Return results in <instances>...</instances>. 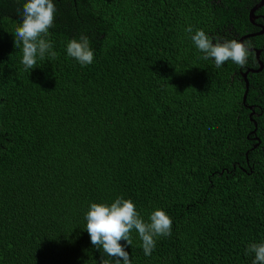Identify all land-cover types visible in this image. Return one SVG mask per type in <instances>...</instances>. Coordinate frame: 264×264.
Wrapping results in <instances>:
<instances>
[{
	"label": "trees",
	"instance_id": "16d2710c",
	"mask_svg": "<svg viewBox=\"0 0 264 264\" xmlns=\"http://www.w3.org/2000/svg\"><path fill=\"white\" fill-rule=\"evenodd\" d=\"M257 1L53 0L56 58L26 70L14 42L26 0H0V264H115L85 214L117 197L172 221L150 256L131 233V264H252L248 245L264 241V33L241 39L262 64L244 102L253 51L217 68L191 35L258 32ZM255 13L264 24V4ZM82 34L94 51L84 66L66 53Z\"/></svg>",
	"mask_w": 264,
	"mask_h": 264
},
{
	"label": "clouds",
	"instance_id": "9594fccd",
	"mask_svg": "<svg viewBox=\"0 0 264 264\" xmlns=\"http://www.w3.org/2000/svg\"><path fill=\"white\" fill-rule=\"evenodd\" d=\"M55 13L53 0H26L23 4L22 20L15 29L14 42L22 44L21 63L26 70L35 68L37 58L43 60L46 54H50L53 59L56 58L51 41L46 39L49 29L53 27ZM186 32L193 33L192 27H187ZM191 40L204 54L205 59L214 60L217 68L229 60L243 67L251 54L248 42L212 37L203 29L196 30L191 35ZM66 53L82 66L93 62L94 51L86 35L82 34L79 39L69 40ZM85 220L91 244L98 250L102 248L103 253L113 258L115 264H131L126 249L132 245L133 231L142 242L144 255L150 256L155 249L157 238L170 236L172 229L171 218L165 211L155 209L146 221L138 213L134 203L123 197H117L110 205L91 203ZM248 252L254 254L252 264H264V241L250 243ZM99 264H110V261L101 257Z\"/></svg>",
	"mask_w": 264,
	"mask_h": 264
},
{
	"label": "water",
	"instance_id": "95a60500",
	"mask_svg": "<svg viewBox=\"0 0 264 264\" xmlns=\"http://www.w3.org/2000/svg\"><path fill=\"white\" fill-rule=\"evenodd\" d=\"M263 4H264V0H258L252 7L249 8L248 13H247V19H248V21L250 23L256 25V23H254L252 21L253 18L255 17L254 14H253V12H254V10H256L257 8H259ZM262 32H263V30H260V32H258L257 34H260ZM250 35H253V34H245L239 40L241 41V39H243V38H245L247 36H250ZM251 51H253V53H254V58H255L256 63H257L258 66L256 68L247 69L243 73H241V76H242L243 81H244V86H245V89H244V91L242 93V98H241L242 102H244V100H245V94H246V90H247V81H246V77H245L246 76V73H248V72H250V73H257L262 68V64H261V62L259 61V58H258L260 49L251 48ZM247 108L249 110H251V106H247ZM251 114H252V112L249 113V116ZM253 124L255 125V123H253Z\"/></svg>",
	"mask_w": 264,
	"mask_h": 264
},
{
	"label": "flooded vegetation",
	"instance_id": "af4514ba",
	"mask_svg": "<svg viewBox=\"0 0 264 264\" xmlns=\"http://www.w3.org/2000/svg\"><path fill=\"white\" fill-rule=\"evenodd\" d=\"M260 7H261V6H260ZM260 7H259V8H260ZM259 8H257V9H259ZM257 9H256V10H257ZM256 10H254V12H253V14H254V16H255V17L253 18V20H252L253 22H254V20L257 19L258 16H259V15H257V14L255 13ZM262 16H263V15H262ZM249 23H250V22H249ZM251 24H252V23H251ZM255 27L260 28L258 32H260V30H263V32L260 33V34H257L258 32H253V31H252V32H248V33H246V34H253V35L247 36V38H248V37H256V35H261V34L264 33V24L256 23ZM245 38H246V37H245ZM259 53H260V52H259Z\"/></svg>",
	"mask_w": 264,
	"mask_h": 264
}]
</instances>
